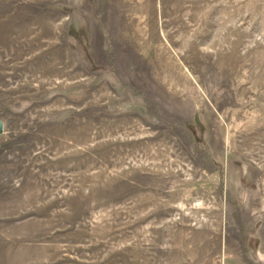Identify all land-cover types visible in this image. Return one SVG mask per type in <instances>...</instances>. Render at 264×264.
Here are the masks:
<instances>
[{
    "label": "rangeland",
    "instance_id": "obj_1",
    "mask_svg": "<svg viewBox=\"0 0 264 264\" xmlns=\"http://www.w3.org/2000/svg\"><path fill=\"white\" fill-rule=\"evenodd\" d=\"M0 264H264V0H0Z\"/></svg>",
    "mask_w": 264,
    "mask_h": 264
},
{
    "label": "water",
    "instance_id": "obj_2",
    "mask_svg": "<svg viewBox=\"0 0 264 264\" xmlns=\"http://www.w3.org/2000/svg\"><path fill=\"white\" fill-rule=\"evenodd\" d=\"M3 131V123L2 121L0 120V133Z\"/></svg>",
    "mask_w": 264,
    "mask_h": 264
}]
</instances>
